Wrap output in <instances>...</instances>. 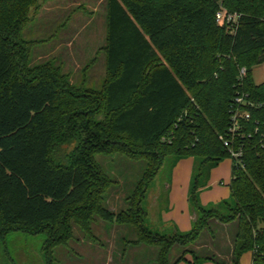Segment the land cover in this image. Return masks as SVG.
<instances>
[{"label": "trees", "instance_id": "trees-1", "mask_svg": "<svg viewBox=\"0 0 264 264\" xmlns=\"http://www.w3.org/2000/svg\"><path fill=\"white\" fill-rule=\"evenodd\" d=\"M47 1L0 0V240L10 231L45 234L52 264L51 249L71 237L73 222L90 233L100 217L135 226V244L157 247L153 264L189 255L192 263L239 264L247 251L252 264H264V82L253 77L264 62V0H105L106 43L96 52L106 54L100 87L86 82L96 57L80 84L52 61L30 66L32 42L23 31ZM222 8L240 14L236 25L217 22ZM243 66L247 73L239 78ZM239 93L253 103L241 107L250 118L241 119L233 141L240 161L220 138L229 134ZM74 139L70 152L57 153L58 143ZM98 153L145 160L126 209L104 205L116 181ZM167 156L200 161L189 190L196 217L186 232L163 234L144 223L142 202ZM226 157L233 201L222 202L225 210L204 207L199 177ZM217 232L229 234L227 247ZM204 233L211 235L206 241Z\"/></svg>", "mask_w": 264, "mask_h": 264}, {"label": "rangeland", "instance_id": "rangeland-1", "mask_svg": "<svg viewBox=\"0 0 264 264\" xmlns=\"http://www.w3.org/2000/svg\"><path fill=\"white\" fill-rule=\"evenodd\" d=\"M105 0H48L37 11L34 20L24 31L25 39L32 42L30 66L52 61L62 67L70 81L80 84L85 78L83 68L96 57L94 64L86 72L88 86L100 87L106 70V54L97 49L106 43ZM79 7H82L81 9ZM253 77L257 83L264 82V62L253 67ZM58 143L57 153L70 152L74 142ZM97 161L116 181L106 193L104 205L111 210L120 211L128 207L130 196L141 178L145 160L130 159L120 153L96 154ZM199 159L167 156L157 175L149 183L142 202L146 212L145 226L159 233H171L177 224L180 231H189L193 226L191 213L196 212L188 198V175L194 178L199 168ZM191 173V174H190ZM232 178V159L224 158L217 166H208L199 177L201 186L198 192L200 205L223 207L222 202H232L230 191ZM172 179V183L171 182ZM190 189V188H189ZM189 202V203H188ZM71 237L57 243L51 249L52 264H153L156 246L135 244L136 227L130 224L107 222L95 217L91 232L86 233L76 222L71 226ZM231 237L235 225L230 227ZM223 232H217L219 244L227 247ZM204 235L202 241L210 237ZM46 235L25 231H10L0 240V264H47L43 243ZM138 246L145 248L146 260H135L133 252ZM208 247L212 250L211 245ZM177 248L171 251L170 262L177 258ZM175 258V260H173ZM180 260L177 264H219V260L192 263ZM221 259L228 260L226 257ZM221 260L220 262L224 261ZM223 264V263H221ZM240 264H252L251 252L244 253Z\"/></svg>", "mask_w": 264, "mask_h": 264}, {"label": "built area", "instance_id": "built-area-1", "mask_svg": "<svg viewBox=\"0 0 264 264\" xmlns=\"http://www.w3.org/2000/svg\"><path fill=\"white\" fill-rule=\"evenodd\" d=\"M240 14L237 12H230L226 10L225 8L220 9L216 14V20L220 24H237L238 18ZM247 73L246 67H241L239 69V78H243ZM253 105L250 99H248V96L246 94H237L233 100V103L230 106V120H231V126L229 129V134L224 135L221 134L220 138L223 140L224 145L229 149V153L232 157L238 158L240 161V156L242 155V149L239 147L236 149V147L233 146V141L235 138L236 133L239 131L241 125L240 121L242 118L248 119L250 118V114L247 111L241 110V107L243 105Z\"/></svg>", "mask_w": 264, "mask_h": 264}, {"label": "crops", "instance_id": "crops-1", "mask_svg": "<svg viewBox=\"0 0 264 264\" xmlns=\"http://www.w3.org/2000/svg\"><path fill=\"white\" fill-rule=\"evenodd\" d=\"M191 159H192V157H191ZM191 174V173H190ZM170 183H172V179H171V182ZM187 185H188V198H189V188H190V177H189V175H188V179H187ZM189 203V202H188ZM195 217H196V214H193V213H191V218H192V221H194V219H195ZM173 224V227L174 228H176V229H179L178 228V226H177V224L176 223H172ZM145 251H146V249L145 248H142V247H140V246H138V248H137V250L136 251H134L133 252V255L136 253L137 255H138V257H137V259H135V260H146L145 259ZM248 252V251H247ZM246 253V252H245ZM243 255H244V253H243ZM243 255L241 256V259H240V263H241V260L243 259ZM145 256V257H144ZM251 259H252V254H251ZM239 263V264H240Z\"/></svg>", "mask_w": 264, "mask_h": 264}]
</instances>
